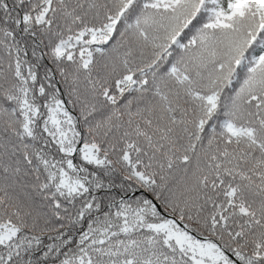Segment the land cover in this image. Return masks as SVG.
Here are the masks:
<instances>
[{"label": "snow or ice", "instance_id": "snow-or-ice-1", "mask_svg": "<svg viewBox=\"0 0 264 264\" xmlns=\"http://www.w3.org/2000/svg\"><path fill=\"white\" fill-rule=\"evenodd\" d=\"M0 264H264V0H0Z\"/></svg>", "mask_w": 264, "mask_h": 264}]
</instances>
